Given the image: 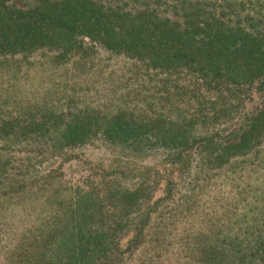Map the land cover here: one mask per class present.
Listing matches in <instances>:
<instances>
[{
	"label": "trees",
	"instance_id": "obj_1",
	"mask_svg": "<svg viewBox=\"0 0 264 264\" xmlns=\"http://www.w3.org/2000/svg\"><path fill=\"white\" fill-rule=\"evenodd\" d=\"M7 264H264V0H0Z\"/></svg>",
	"mask_w": 264,
	"mask_h": 264
},
{
	"label": "rangeland",
	"instance_id": "obj_2",
	"mask_svg": "<svg viewBox=\"0 0 264 264\" xmlns=\"http://www.w3.org/2000/svg\"><path fill=\"white\" fill-rule=\"evenodd\" d=\"M12 243H14V238L11 232H9V218L4 215L0 220V264H7L6 255ZM137 257L133 255L131 264L136 262Z\"/></svg>",
	"mask_w": 264,
	"mask_h": 264
}]
</instances>
